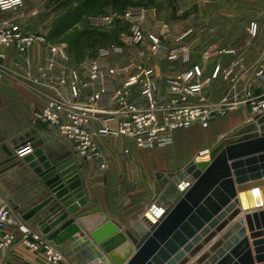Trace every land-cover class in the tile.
Segmentation results:
<instances>
[{
  "label": "crops",
  "instance_id": "obj_1",
  "mask_svg": "<svg viewBox=\"0 0 264 264\" xmlns=\"http://www.w3.org/2000/svg\"><path fill=\"white\" fill-rule=\"evenodd\" d=\"M44 1L46 0H25L21 8L0 12V21L11 20L23 32H33V27L29 26L27 19L35 15L36 8ZM143 8L146 13L144 26L159 36L168 48L188 49L191 54L190 62L155 58L146 47L127 44L125 38L131 34V30L119 24L120 20L125 21L123 18L125 11L120 14L113 26L92 29H102L111 33L110 30L115 28L117 44L122 45L124 51L122 54L108 57L114 65L134 61L155 69L158 82L157 96L168 93L165 78L181 72L192 63L200 64L204 74H209L216 65L226 68L233 62H239L246 69L244 77L235 84L222 75L216 79L204 92L208 100L219 101L232 91H235L239 98L245 92L253 97L264 93V79L257 75L258 71L264 74V0H151L150 6ZM251 22L257 24L256 35L249 32ZM117 23L119 28L116 27ZM38 33L48 35L46 29L38 30ZM137 46L141 47V50L136 49ZM227 50H234V53L226 52ZM29 54L34 66L41 64L45 54L44 44L35 43ZM67 54L69 64L78 66V62H72L68 50ZM14 57L15 50L8 49L6 66H12ZM132 72L133 70L130 71ZM123 77L124 75L118 76L119 79ZM0 102L3 103L1 108H6L13 114V128L7 133L0 130V204L12 200L21 210V213L14 210L16 216L31 228L40 231L37 222L47 216L52 202L46 203L27 219L23 215L45 201L47 190L32 173L36 182L35 192L32 193L35 198L27 199V191L30 192L24 189L28 184L27 180L18 182L16 179L15 182L13 179L18 172L31 170L25 165H17L16 159L9 160L1 146L7 144L16 154L13 139L21 136L23 140L19 142L42 139V148L51 159L44 149L45 141L42 138L45 131L51 129L33 120V112L42 105V95L15 75H7L4 78L0 77ZM255 115L248 104L240 103L224 116L212 120L206 128L194 124L188 129L174 131L172 143L157 149L138 148L132 140L124 137L115 138L111 145H107L105 142L109 138L102 137L101 146L110 157V166L102 174L96 173L95 162L85 161L75 155L86 198L85 204L69 216L74 218L71 219L70 227L75 238L104 230L106 236L103 241L115 239L117 232L106 230L107 222H114L124 228L146 213L156 194L157 173L166 174L181 170L192 157L196 156L198 149L211 146L213 142L222 140L249 124ZM63 140L73 148L69 141ZM125 150L128 152L125 153ZM68 154L72 155L71 151ZM10 181H14L16 187L20 188L21 197L19 194L11 193ZM14 195L21 202H16ZM79 215L81 219L77 220L76 216ZM53 218L55 219V216ZM7 230L14 233L16 240L9 249L0 254V264H44L41 252L28 249L20 242L18 229L10 226ZM68 241L61 246L66 248ZM127 244L131 246L128 240H119L116 243L114 241L111 247L116 251L123 247L126 249Z\"/></svg>",
  "mask_w": 264,
  "mask_h": 264
},
{
  "label": "built area",
  "instance_id": "obj_2",
  "mask_svg": "<svg viewBox=\"0 0 264 264\" xmlns=\"http://www.w3.org/2000/svg\"><path fill=\"white\" fill-rule=\"evenodd\" d=\"M24 2L0 0V12L21 8ZM117 17L114 13L90 15L88 22L94 28L110 27ZM123 18L133 23L131 34L125 38L127 44L142 45L155 58L190 62L188 49L168 48L144 26V8H129ZM249 32L256 35L255 22L250 23ZM35 43L45 46L43 62L37 66L29 54ZM10 48L15 50V57L8 67L5 59ZM123 51L120 44L101 47L96 56L71 66L64 45L49 43L46 36L38 32H23L11 20L0 21V77L15 75L39 91L42 105L33 112V120L69 141L83 160L95 162L97 174L104 173L110 166V157L100 143L102 137L128 138L143 149L166 147L172 143L174 131L194 124L206 128L212 120L224 116L240 103L248 104L256 115L264 113V93L253 97L245 92L239 98L232 91L219 101H209L204 95L221 75L233 84L240 81L246 69L239 62L226 68L216 65L209 74L203 73L200 64L192 63L165 78L168 93L157 96V74L153 67L134 61L114 65L108 59ZM226 52L233 54L234 50ZM120 75H124L123 79L118 78ZM257 75L264 79L262 71ZM200 152L209 155L208 149ZM10 226L20 231V242L25 247L42 253L44 264H71L59 246L18 218L9 202L0 204V254L16 240L14 233L7 230Z\"/></svg>",
  "mask_w": 264,
  "mask_h": 264
},
{
  "label": "water",
  "instance_id": "obj_3",
  "mask_svg": "<svg viewBox=\"0 0 264 264\" xmlns=\"http://www.w3.org/2000/svg\"><path fill=\"white\" fill-rule=\"evenodd\" d=\"M21 140H12L16 154L7 144L1 148L47 190L45 201L23 216L52 202L37 225L59 247L69 240L60 249L71 264H264V113L223 138L209 159L157 173L148 211L124 228L107 222L117 235L106 241L104 230L75 238L70 227L69 216L86 202L74 157L50 159L42 139ZM119 240L131 246L113 250Z\"/></svg>",
  "mask_w": 264,
  "mask_h": 264
},
{
  "label": "rangeland",
  "instance_id": "obj_4",
  "mask_svg": "<svg viewBox=\"0 0 264 264\" xmlns=\"http://www.w3.org/2000/svg\"><path fill=\"white\" fill-rule=\"evenodd\" d=\"M150 4H151V0H121L120 4L115 5V7L114 6L112 7V5L108 3L100 4L99 6L95 7L91 12H87V14L82 15L81 18L79 17L78 24H73L72 26H69L70 25L69 20L72 17H67V19H65L64 21L63 20L60 21L61 18L65 17V9L58 7L54 3L46 0L36 8L35 15H31L27 20L29 26L33 27L32 28L33 32H38V30L46 29L47 34L49 35V36L46 35L48 41L52 44L64 45L67 48L70 57L72 58V62L79 63L85 58L94 57L99 48L117 44V32L114 31L115 28L110 30L111 33H107L105 30L103 31L102 29H92L88 25L89 23L88 16L114 13L119 17L121 13L128 10L129 8L149 7ZM63 22H65V25L67 27L60 28V25ZM119 22L121 26L123 27L126 26L128 27V29H130L133 24L128 20L125 21L120 20ZM59 23L60 25H58ZM116 27L119 28L118 23ZM136 49L141 50V47H138ZM1 104L3 103L0 102V106H2ZM12 118H13V114L9 113V111L6 108L0 107L1 131L7 133L13 128ZM42 138L45 141L44 149L50 155L51 159L65 158L67 157L69 151H71L74 159L76 158L77 154L74 151V149L70 145H68L55 131L53 130L45 131V134L44 136H42ZM112 140L113 139L110 140L108 139L105 142V144L111 145L114 142ZM217 141L213 142L211 146H204L198 149L196 156L194 158L192 157L190 159V162L193 159H196L200 151L205 149H208L210 151L214 146H216L222 140H219L218 142ZM157 148H163V147H154V149ZM207 159H209V155L208 156L206 155V158L203 160H207ZM75 162L77 166L78 163L76 159ZM16 178L19 180H23L26 178L32 179L31 182L30 180L27 182L28 184L24 189L30 190V192L27 191L28 193L27 199L35 198L33 197L34 194L33 192H35L34 190L36 189L35 187L36 182L32 172L20 171L16 174ZM19 189L16 188L15 190H11L12 191L11 193L19 194V196L21 197L22 194H20L21 190Z\"/></svg>",
  "mask_w": 264,
  "mask_h": 264
},
{
  "label": "trees",
  "instance_id": "obj_5",
  "mask_svg": "<svg viewBox=\"0 0 264 264\" xmlns=\"http://www.w3.org/2000/svg\"><path fill=\"white\" fill-rule=\"evenodd\" d=\"M121 0H50V2H53L54 4H56L58 7L64 8L65 9V17L61 18L60 21H64L65 19H67V17H72L69 20V26H72L73 24H76L79 22V17L81 18L82 15L87 14V12H91L95 7L99 6L100 4H104V3H108L111 4L112 7L115 5H119ZM74 16V18H73ZM60 25V23L58 24ZM88 25L90 26V24L88 23ZM65 28L67 27L65 25V22H63L60 25V28ZM91 27V26H90ZM92 28V27H91ZM94 28V27H93ZM16 177L13 179L16 182ZM24 180V179H23ZM25 180H27V182L29 180H31L30 178H26ZM14 181H10L9 182V186L11 188V190H15L16 187V183ZM17 181H21L19 179H17ZM14 200L16 198V202L18 201L21 202L20 199H17V196H13Z\"/></svg>",
  "mask_w": 264,
  "mask_h": 264
},
{
  "label": "bare ground",
  "instance_id": "obj_6",
  "mask_svg": "<svg viewBox=\"0 0 264 264\" xmlns=\"http://www.w3.org/2000/svg\"><path fill=\"white\" fill-rule=\"evenodd\" d=\"M205 158H206V153L200 152V154H198V156L196 157V161L201 162V161H204L203 159H205Z\"/></svg>",
  "mask_w": 264,
  "mask_h": 264
}]
</instances>
